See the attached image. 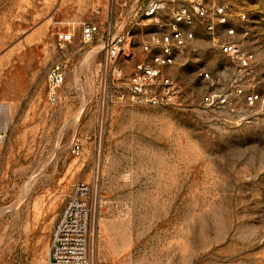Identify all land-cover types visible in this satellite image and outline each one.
<instances>
[{"label":"rangeland","instance_id":"1","mask_svg":"<svg viewBox=\"0 0 264 264\" xmlns=\"http://www.w3.org/2000/svg\"><path fill=\"white\" fill-rule=\"evenodd\" d=\"M231 24L256 54L251 91L264 96V0H227ZM97 0H0V264L42 262L73 187H96L94 260L111 264H264V106L235 97V64L207 32L183 75L180 109L102 111L96 45L79 42ZM247 15L242 21L238 14ZM78 39L61 51L60 31ZM65 60L62 102L47 100L51 67ZM229 70L221 75L224 68ZM209 72L207 80L202 73ZM228 94L234 109L203 103ZM82 144L79 156L71 148Z\"/></svg>","mask_w":264,"mask_h":264},{"label":"built area","instance_id":"2","mask_svg":"<svg viewBox=\"0 0 264 264\" xmlns=\"http://www.w3.org/2000/svg\"><path fill=\"white\" fill-rule=\"evenodd\" d=\"M94 20L83 22L79 42L96 45L103 60L95 72L100 109L145 106L180 109L187 100L184 72L197 54L198 37L207 32L219 52L235 64L232 84L235 97L253 109L264 106V96L251 91L257 78L256 54L239 38L231 24L233 9L227 0H97ZM242 21L244 13L238 14ZM78 39L76 30L60 31L57 49L63 51ZM229 68L225 67L221 75ZM69 66L55 63L47 79V100L62 102ZM207 80L213 76L202 73ZM203 103L214 108L234 109L233 101L222 92L209 93ZM7 137V124L0 117V142ZM80 140L71 148L82 152ZM96 187L78 183L73 187L52 229L44 261L30 264H111L94 260L90 250L89 226L93 213L92 194Z\"/></svg>","mask_w":264,"mask_h":264},{"label":"bare ground","instance_id":"3","mask_svg":"<svg viewBox=\"0 0 264 264\" xmlns=\"http://www.w3.org/2000/svg\"><path fill=\"white\" fill-rule=\"evenodd\" d=\"M4 109H5V111H6V114H5V119H4V123L6 124V122L9 120V115H10V109H9V107H5L4 106Z\"/></svg>","mask_w":264,"mask_h":264}]
</instances>
